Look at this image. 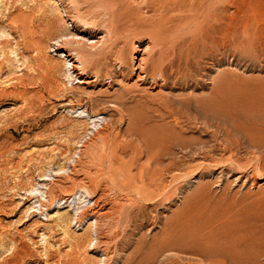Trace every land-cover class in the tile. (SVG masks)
<instances>
[{
	"label": "rangeland",
	"instance_id": "rangeland-1",
	"mask_svg": "<svg viewBox=\"0 0 264 264\" xmlns=\"http://www.w3.org/2000/svg\"><path fill=\"white\" fill-rule=\"evenodd\" d=\"M55 1L0 0V264H218L208 224L222 218L264 250V171L225 151V140L250 138L245 129L264 138V0H68L77 24L102 38L74 45L87 77L98 76L88 92L60 58L67 50L50 52L65 28L74 33ZM147 45L181 54L193 80L161 100L135 89L121 99L132 82L107 74ZM178 142L198 155L173 173L153 164L150 152L182 155ZM212 150L213 162L201 160ZM249 173L260 187L242 186ZM141 181L149 196L138 194ZM83 191L102 208L95 246L89 223L71 226L73 199L55 202Z\"/></svg>",
	"mask_w": 264,
	"mask_h": 264
},
{
	"label": "bare ground",
	"instance_id": "bare-ground-1",
	"mask_svg": "<svg viewBox=\"0 0 264 264\" xmlns=\"http://www.w3.org/2000/svg\"><path fill=\"white\" fill-rule=\"evenodd\" d=\"M67 1L68 0H56L55 1V3L57 4L56 9L61 16L62 22L64 23L65 27L68 24V21L65 18L69 19L71 21V23H74V25H73L74 33L72 34L67 28H65V31L63 32V34H61V35L58 34L59 36H57L56 38H54L52 40L49 49H50V52H55L58 49H66L67 54L64 55L62 53L60 58H62V59L67 58L66 60H64L65 65L70 63V65H71L70 69L72 71V74H74V77L77 80V84H79L80 89L79 88L78 89L83 91V92L94 91V89L98 88V82H99L98 76H94V78L93 77H87L86 71L84 70V67H83V63L80 60V56L83 52H85V50L84 49H77L74 47V45L77 41H80V42L84 41V42H86L87 45L96 44L95 46H97V44H99V43L101 44L102 38H97L96 36L92 35L91 33L84 31L77 24V22L75 20V16H73V14L70 10L69 3ZM111 1L113 2L114 0H111ZM119 1H122V0H119ZM101 2H103V1H101ZM107 2H108V0H107ZM211 2H212L211 4H213V0H211ZM99 3H100V1H99ZM200 5H201V3H200ZM95 7H98V6L95 5ZM78 35H80V36H78ZM79 37H81V38H79ZM78 44H81L82 46H84L83 45L84 43H78ZM52 47H54L55 49ZM86 48H88V47L86 46ZM165 49H161L160 51H158L157 53L154 54V53L148 52L149 46L147 45L146 47L139 49V52L137 53L136 56L131 55L132 57H130L131 58L130 63H128L127 58L125 56H123L122 59L120 60L119 64L111 71L110 74H107L110 81L116 85L117 84L119 85L122 83H126V85H128L130 82H132L133 86L131 88H125L124 91L120 93L121 99L124 98L125 95H129V93L135 89L136 91L141 92V98H143V99H149L150 98L153 100H161L162 97H166V95H165V91L167 92L166 89L170 90L173 87L178 86V84H180L182 82H187L189 80H193L192 76H194V75H192L193 73L191 71L192 70V66H191L192 64H190V62L188 60L183 61L181 54L173 55L174 59L171 60L170 58H168L167 52ZM189 57H191V56H189ZM67 61H68V63H67ZM107 73H109V72L107 71ZM127 76H129L131 78L129 80V82L126 81ZM101 86L99 88H102ZM112 88L114 89V87H112ZM114 90H117V89H114ZM168 93H170V92H168ZM112 103H116V102H112ZM94 117L97 118V116H94ZM154 127L159 131H165L168 128L162 124L158 125L157 127L156 126H154ZM263 127H264V124H263ZM170 130H171V128H170ZM241 130H242V128H241ZM244 131H245V134L248 135L250 138H248L247 140H245L243 142L240 140H237L235 143H233L230 140H225L226 141L225 144L228 145L227 147H225V151L229 150V152H230L229 153L230 155L228 156L227 159L229 160V162L235 163L237 165L244 158L253 157L254 159L253 158L252 159L255 161V164H256L253 167V170H254V173L258 174V173L264 171V138L262 136H258L259 132H257L256 130H252V129L246 130L245 129ZM263 131H264V129H263ZM241 132H243V131H241ZM263 136H264V133H263ZM181 142H182V140H181ZM180 147L182 148V150H181L182 155H180V156L174 152H164V151L160 152L161 154H158V152H156V153H152V152L149 153L148 152L149 153L148 156L154 160L153 161L154 165H159V166L161 165L162 168H164L166 171H169V173H173V172H176L178 170L180 171V169L183 168L185 155L186 156L187 155H193L194 157L196 155H198L197 149L192 150V149L186 148L182 145ZM86 149L87 150L84 153H86V155H87L89 152V146ZM200 151H202V150H200ZM201 153H203V157H201V160L205 161L208 164H209V162H213L214 161L213 158H214V156H216V155H214L215 152L213 150L208 151V152L207 151L201 152ZM162 158L166 159V160H163ZM182 159H183V162H182ZM164 161H166V164ZM249 163L251 164V162H248V164ZM241 164L242 163H240V165ZM240 165L238 167L243 168L244 165L242 164V167ZM159 168L160 167H158L157 169H159ZM157 171H159V170H157ZM254 173L253 174L249 173L250 176L248 175L246 177L245 181L244 182L242 181L243 182L242 186H245V185H247L248 182L252 181V185H259V187H260L261 182L258 181L257 178L254 177ZM226 176H227L226 178L229 179L230 177H233L234 175H232L231 170H228L226 172ZM240 181H241L240 177H237L236 179L234 178V180L232 182L234 183V186H235ZM163 182H165L164 178H162L160 180L159 185H162ZM152 183L154 185V182H152ZM227 183H230V182H227ZM144 185L145 184L141 181V185L135 187L138 189L137 190L138 194L141 195L142 197H145L146 195L149 196L148 195L149 193L141 191L144 188ZM153 185L151 184V186H153ZM125 187L130 188L127 185ZM158 188L159 187L155 186L154 190H158ZM37 191H38V189H37ZM154 194H155V192H154ZM47 197L48 196L46 194V198ZM71 198L73 199L71 201V205H73L72 210H76V212H78L72 218L71 226H73V227L77 226L78 228H81L82 226H84L85 223H89L88 224L89 226L86 229L90 230V232H92V236L94 237V238L92 237L93 241L96 240L95 244H94V246H95L99 241L98 240V234H99L98 233V222H99L98 217H99L100 213L102 212L101 205H100L98 199L96 197L92 196L91 194H89L87 191H83V195L81 194V196L79 198H76L75 194L73 193V194H68V195L62 196L60 198H57L55 202H57V203L63 202L64 204H67ZM224 212H233V211H231L230 209L229 210L227 209ZM113 220H115V219H113ZM204 222H206V221H204ZM211 222L212 223H210V224L207 223V224L213 228V230L211 229V231L215 232V234H216L215 235L216 256L215 255L214 256L215 257L218 256V258H219L217 261L218 264H236V263H239V260H243L245 262H248L249 264H262L261 260H262V258H264V250H260L258 246L256 247V245L260 242L259 241L260 239L258 237L243 235L239 232L237 233V228H239V227H237L235 219L232 220L231 218H222V219H215V221H211ZM197 224H198V222H197ZM198 225H201V223ZM205 225L206 224H204V226ZM227 226L229 227L228 230H226ZM242 226H243V224H242ZM202 239H204V238H202ZM93 241H91V243H93ZM250 249H251V251H249ZM254 249H256V250H254ZM175 255L178 256L177 254H175ZM158 257H160V255H158ZM151 259H153V258H151Z\"/></svg>",
	"mask_w": 264,
	"mask_h": 264
}]
</instances>
